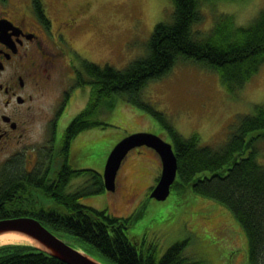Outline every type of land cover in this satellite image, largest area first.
Here are the masks:
<instances>
[{
    "label": "rangeland",
    "instance_id": "1",
    "mask_svg": "<svg viewBox=\"0 0 264 264\" xmlns=\"http://www.w3.org/2000/svg\"><path fill=\"white\" fill-rule=\"evenodd\" d=\"M68 3L84 17L71 39L81 58H68L69 66L59 69L53 87L31 103L23 134L26 151L32 158L27 169L32 167V161L34 166H43V158L48 155L53 169L62 161L58 158V150L65 129L86 107L90 95L89 86L73 88L77 82L75 71H82L79 60L125 68L144 53L145 42L155 25L168 21L173 10L171 0H68ZM83 5L86 6L82 10L80 6ZM207 5L200 10L206 17L197 27L199 31L210 25L211 18L221 14L232 15L239 26L247 25L264 9V0H217L208 8ZM57 16L55 11L53 17ZM141 96L145 103L162 114V119L117 97L110 109L102 106L106 110L99 119L104 125L83 130L71 141L68 163L73 170L91 169L102 174L111 149L131 134H153L172 143L168 127L182 139L197 134L200 145L221 147L229 137L235 116L250 114L254 106L264 103V65L244 88L231 94L221 85L216 72L178 63L161 79L148 82ZM54 113L61 114L57 123L56 117L52 119ZM52 125L55 126L53 141L49 137ZM257 159L264 165V144L258 146ZM21 164L24 166V159ZM3 166L2 161L0 169ZM160 169L159 157L153 149L135 148L121 164L114 194L104 191L85 195L79 203L129 218L127 236L142 255L152 253L159 259L170 245L187 240V250L196 260L207 264H247L246 236L228 208L219 215L223 208L219 204L189 191L184 193L186 199L184 196L182 199L175 189L163 202L147 198ZM85 178L84 175L73 178L67 186L68 191L74 192ZM61 239L73 248L80 247L72 235H64Z\"/></svg>",
    "mask_w": 264,
    "mask_h": 264
},
{
    "label": "trees",
    "instance_id": "2",
    "mask_svg": "<svg viewBox=\"0 0 264 264\" xmlns=\"http://www.w3.org/2000/svg\"><path fill=\"white\" fill-rule=\"evenodd\" d=\"M216 1L171 0L170 19L155 25L144 53L125 68L81 61L82 71H75L77 82L73 88L89 86L90 95L86 107L65 129L57 173L49 167L45 174L46 166L27 173L20 160L5 164L0 169V220L36 219L59 238L75 237L79 249L102 264H207L194 259L187 250V240L170 245L159 259L152 253H139L127 236L129 218L79 203L85 195L104 192L103 179L91 169L73 170L68 152L78 133L104 125L99 119L106 110L102 106L110 109L117 97L162 119L160 112L142 100L141 92L148 82L161 79L178 63L216 72L231 94L247 85L264 65V9L247 25L239 26L232 15L221 14L199 31L197 27L206 17L201 7ZM167 129L178 165L172 191L175 189L182 199L189 191L212 200L223 207L219 215L228 208L246 236L247 264H264V165L257 159L258 146L264 144V103L254 106L250 114L235 116L227 141L218 148L200 145L197 134L182 139L171 127ZM80 175L86 177L83 183L74 192H67L70 181ZM40 177L47 179L40 183ZM201 212L197 214L210 215ZM0 264L64 263L32 246L3 245Z\"/></svg>",
    "mask_w": 264,
    "mask_h": 264
},
{
    "label": "flooded vegetation",
    "instance_id": "3",
    "mask_svg": "<svg viewBox=\"0 0 264 264\" xmlns=\"http://www.w3.org/2000/svg\"><path fill=\"white\" fill-rule=\"evenodd\" d=\"M85 6L80 8L83 10ZM55 11L57 17H53ZM79 14L68 0H0V162L4 165L24 159L27 173L42 168L32 161V167L27 169L32 158L26 151L23 134L31 103L53 87L59 69L69 66L68 58H81L71 42L72 34L84 20ZM58 116L59 113H54L52 119L57 120ZM54 129V125L49 128L52 141ZM45 160L43 167L46 166L44 172L48 175L49 167L51 170L53 167L46 165L49 155ZM42 178L40 183L47 179Z\"/></svg>",
    "mask_w": 264,
    "mask_h": 264
},
{
    "label": "water",
    "instance_id": "4",
    "mask_svg": "<svg viewBox=\"0 0 264 264\" xmlns=\"http://www.w3.org/2000/svg\"><path fill=\"white\" fill-rule=\"evenodd\" d=\"M147 146L158 155L161 171L149 198L158 202L165 201L172 190L177 176V159L172 143L159 136L148 133H135L121 139L109 152L102 173L104 189L114 192L116 177L128 153L138 147ZM16 231L32 238L42 247H34L48 253L64 264H101L91 256L73 248L61 238L50 232L38 220L30 217L0 220V234ZM33 247V246H32Z\"/></svg>",
    "mask_w": 264,
    "mask_h": 264
},
{
    "label": "bare ground",
    "instance_id": "5",
    "mask_svg": "<svg viewBox=\"0 0 264 264\" xmlns=\"http://www.w3.org/2000/svg\"><path fill=\"white\" fill-rule=\"evenodd\" d=\"M6 244H17V245H28L33 247H42L35 240L28 237L27 235L16 232L7 231L0 234V246Z\"/></svg>",
    "mask_w": 264,
    "mask_h": 264
}]
</instances>
